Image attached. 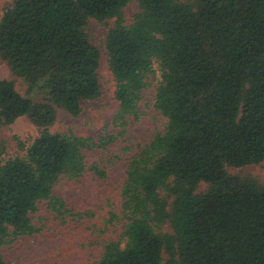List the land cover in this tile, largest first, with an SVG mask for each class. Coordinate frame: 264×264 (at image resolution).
Returning <instances> with one entry per match:
<instances>
[{
  "label": "trees",
  "instance_id": "obj_1",
  "mask_svg": "<svg viewBox=\"0 0 264 264\" xmlns=\"http://www.w3.org/2000/svg\"><path fill=\"white\" fill-rule=\"evenodd\" d=\"M89 19L113 20L103 47L118 108L97 137L51 129L57 109L80 117L101 95ZM0 58L27 83L22 95L0 79V125L26 115L38 130L28 145L14 136L23 153L5 160L0 143V264L11 243L42 231L41 204L62 224L92 216L54 188L105 178L117 161L120 211L101 231L121 227L97 264H264V184L226 168L264 161V0H13L0 19ZM153 81L163 129L130 154L111 152L141 118Z\"/></svg>",
  "mask_w": 264,
  "mask_h": 264
},
{
  "label": "rangeland",
  "instance_id": "obj_2",
  "mask_svg": "<svg viewBox=\"0 0 264 264\" xmlns=\"http://www.w3.org/2000/svg\"><path fill=\"white\" fill-rule=\"evenodd\" d=\"M13 0H0V19ZM137 10V3L132 1L124 8V16L131 23ZM113 20L106 23L89 19L85 26L88 39L101 52L98 77L101 84V95L84 105L80 117H75L63 109H57V116L52 131L64 132L72 130L76 134L91 135L97 137L102 133L107 123L118 108L115 100L114 82L107 66V54L103 47V40L107 30L112 26ZM8 78L14 81L15 88L20 94L25 95L27 83L13 75L6 64L0 58V79ZM153 81L147 90L146 97L141 103L143 114L134 124L129 126L124 141H117L110 148L113 153H121L122 147L130 149L127 154L135 151L137 145L151 139L156 130H162L165 119L153 107ZM35 101L43 100L41 93L29 95ZM108 131H118L119 128L108 125ZM38 130L28 116L23 115L12 123L0 125V143L5 144V153L1 155L3 160L9 156L22 154L18 149L14 136L28 145L36 136ZM99 158L95 153H89L87 161L92 163ZM227 171L241 179L252 178L259 184H264V161L258 164H250L241 167L227 166ZM124 161H117L107 168V177L99 178L87 173L76 181L63 180L54 188V192L62 196L74 212H86L91 210L94 214L80 217L70 216L65 224L52 217V214L40 205L39 215L43 216L42 231L32 236L20 238L5 248L4 254L9 264H97L101 254L103 241L108 238H116L121 224L113 222L107 231H101L104 219L109 212L119 213L121 205V184L124 179ZM204 188V184L200 185ZM44 217H47L46 219ZM165 229H169L165 227ZM164 258L166 255H163Z\"/></svg>",
  "mask_w": 264,
  "mask_h": 264
}]
</instances>
